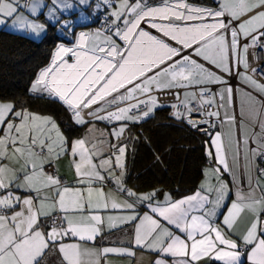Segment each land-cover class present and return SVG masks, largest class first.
<instances>
[{"label":"snow or ice","instance_id":"snow-or-ice-1","mask_svg":"<svg viewBox=\"0 0 264 264\" xmlns=\"http://www.w3.org/2000/svg\"><path fill=\"white\" fill-rule=\"evenodd\" d=\"M103 3L110 9L104 26L80 32L74 47L58 46L31 90L62 102L77 125L119 122L108 134L115 142L103 131L97 137L94 124L88 134L69 142L51 117L0 102V264H101L110 254L134 255L129 248L94 246L105 227L125 224L134 227V246L158 254L154 264H168V257L171 264H264V99L240 90V115L246 123L238 124L237 116L226 111L222 123L230 126L227 139L203 127L209 118H220L219 110L204 109L215 104L211 86H223L217 108L234 103L228 78L239 77L264 94V83L255 78L264 76V64L254 68L248 59L250 48L259 49L253 52L255 59L264 56V0H221L218 7L188 0ZM38 6L35 0L29 11L35 14ZM21 7L19 0H0V25L15 16L14 27L39 37L46 24L28 20ZM62 7L72 5L63 0ZM54 18L50 8L49 20ZM63 27L67 30L70 22ZM194 86L198 92L183 93L180 104L171 107L176 119H186L209 136L207 155L214 167L204 170L205 179L194 194L180 199L166 195L158 202L156 192L138 194L127 188L128 144L121 141L128 122L137 124L163 107L157 93L179 99L180 89ZM195 100L199 107L193 106ZM193 112L205 119L193 122ZM237 125L242 140L232 138L231 127ZM64 156L74 170L70 184L54 170ZM241 160L247 190L238 187L233 200L222 174L235 181L234 168ZM109 182L124 199L105 191ZM145 203L151 214L140 215L136 207ZM117 210L120 214H112ZM245 215L249 218L241 227Z\"/></svg>","mask_w":264,"mask_h":264},{"label":"trees","instance_id":"trees-1","mask_svg":"<svg viewBox=\"0 0 264 264\" xmlns=\"http://www.w3.org/2000/svg\"><path fill=\"white\" fill-rule=\"evenodd\" d=\"M215 6L212 0H192ZM101 22L80 27H100ZM56 26H47L42 39L0 29V101L11 102L17 109L52 117L69 142L81 136L85 125L77 126L62 102L45 95H35L31 86L52 58L57 43ZM181 120L171 119L168 108L158 107L146 120L128 122L125 156V184L137 193H168L180 198L197 190L207 165L206 142Z\"/></svg>","mask_w":264,"mask_h":264},{"label":"crops","instance_id":"crops-1","mask_svg":"<svg viewBox=\"0 0 264 264\" xmlns=\"http://www.w3.org/2000/svg\"><path fill=\"white\" fill-rule=\"evenodd\" d=\"M212 1H214V0H212ZM19 2L22 6H24V7L20 8V12L25 17H27L28 20H32V21H35L37 23H45L46 24V31H47L48 25L56 26V35L61 39V42L57 43V46L53 52L52 57L54 56L55 51L58 48V46L64 45V46L74 47L76 45V41H77V38H78V35L80 32H82V31L94 32L95 30L91 29L92 28L91 26H93V23L97 24L98 22L99 23L101 22V20L98 17H94L92 20L88 19L84 23H78L76 25H73L74 20L73 21L70 20V17L73 16L74 14H77V11H72L71 7L70 8L62 7L63 0H61L60 4H54L53 0H39V6L37 7L35 14H33L29 11V8L31 7L32 3L35 2V0H19ZM188 2L190 4H194L196 6L218 7L221 0L214 1L216 3L215 6H206V5L198 4L196 2H193L192 0H188ZM68 3L72 4L73 1H68ZM50 8L53 10L54 16H55V18L52 20H49V9ZM73 10H76V9H73ZM85 10H88V7H85ZM56 18H58V19H56ZM14 19H15V16L6 18L7 23L4 25H0V29H5L9 32H13V33H17V34L26 36L30 39L35 40V41L42 39L43 36L46 34V31H44L40 34L39 37H36L35 34L31 33L27 29H22L18 26L14 27L12 24V21ZM65 21L70 22V27L67 30L64 29V27H62V24ZM83 25H91V26L90 27H80ZM142 27L147 29V25H145V24H142ZM83 28H87V30L83 29ZM152 32L154 35H159L158 33L155 32V30H152ZM173 44H175V42H173ZM250 55H251V48L249 49V55H248L249 63H250V59H251ZM51 61H52V58L50 60L49 65L51 64ZM69 62H72V60L70 59ZM241 71H243L242 68H241ZM38 76H39V74H38ZM38 76H37V78H38ZM228 83L234 87V92H235L234 103L231 105L232 114L237 116L238 124L241 122L246 123V121L239 118V116H238L237 102H236V88L238 87L240 89H243L246 92L251 91L252 94L255 97H257V101L261 100V97H263L264 94L258 93L256 91L250 89L249 87H246V85L243 82L239 81V77L228 78ZM194 87H198V86H194ZM215 87H216V94H214L215 95V102L218 99V101L221 103V101L219 99V92H220V87H222V86H215ZM31 88H32V86H31ZM191 88L192 87L187 88L184 91L191 93ZM32 93L35 95L48 96L46 93H36V92H32ZM193 103H195V101H193L192 104ZM221 111H222V107H220V114H221V118L224 119ZM72 119H73V116H72ZM101 123L103 124V127H106V129L100 128L99 126H101L102 125L101 124L96 128L97 129L96 134H98V131H103L105 133V138L115 142L113 140V138L110 135H108L111 132V130L113 129V128H109V127L110 126L118 127L117 125H119V122L108 123V122L101 121ZM105 125H107V126H105ZM107 128H109V129L107 130ZM239 129L240 128L238 125L234 126V133H235L234 135H235L236 139H241V134H240ZM85 131H86L85 134H88V127H86ZM215 132L222 133L226 139L224 123H222V129L221 128L217 129L213 133H215ZM85 134H84V136H85ZM123 139H124V141H123ZM121 142L127 144L126 132L124 133V136H123ZM231 157H232V153L230 151L229 152V160L230 161H231ZM208 160L212 161L210 158H208ZM124 164H125V158H124ZM54 167L56 169L57 175L62 178L63 183L70 184L74 181V179H75L74 170L71 166V159L69 156L62 157L58 162H56ZM211 167H214V166L206 165L203 168V173H204L205 169H208ZM234 171L236 172L235 181H234V178L232 175H230L228 173L222 174V179L228 184L229 190H230L229 195L232 197L233 200L235 199V194H236L238 187L242 191L247 190V173L245 172V167L243 166L242 160H241V165L234 168ZM253 175L255 176V173ZM124 179H125V176H124ZM204 179H205V177H204V175H202V178L199 182L197 190L200 188V185L204 181ZM260 179H261V183L264 184V177H261ZM109 183H108V186L105 188V191L106 192L111 191L118 199H124L125 198L124 194L116 191V187H115L114 183H111V182H109ZM124 183H125V180H124ZM213 183H215V180H213ZM125 186L127 188H129L126 184H125ZM196 191H194L193 193H191L189 195L194 194ZM143 193H138V194H143ZM145 193H149V192H145ZM160 194L161 193L157 194L156 198H155L156 201H158V202H162L164 200L165 196L169 195L168 193H162L160 196ZM260 194H261V190H258L256 195L259 196ZM186 196H188V195H186ZM183 197H185V196H183ZM183 197H180V198H183ZM180 198H176V199H180ZM224 203L226 205H230L231 200L226 199ZM219 211L220 212H226V208H221ZM136 212H138L140 215H143L144 213L151 214L150 209L147 207L146 203L145 204H138L136 207ZM112 214L117 215L120 213H119V210H117L116 212H114ZM248 218H249L248 215H245L242 217L241 227H243V225L247 222ZM133 241H134V227L131 224H125V225H122V226L114 228V229H108L107 227H105L102 235L99 236L95 242L94 246L96 248H98V249H102L104 247L129 248L132 252H134V255L110 254L107 257L102 259L101 264H154V261L158 258V254L154 251H150V250L145 249V248L134 246ZM66 242H72V238H68ZM49 259H52V257H49ZM166 259L168 261V264H171V258L168 257ZM52 264H60V262H59V260H52Z\"/></svg>","mask_w":264,"mask_h":264},{"label":"rangeland","instance_id":"rangeland-1","mask_svg":"<svg viewBox=\"0 0 264 264\" xmlns=\"http://www.w3.org/2000/svg\"><path fill=\"white\" fill-rule=\"evenodd\" d=\"M68 1H73V3L71 4L72 7V11H77V14H74L73 16L70 17V20H74L73 21V25H76L78 23H84L85 21H87L88 19H93L94 17H98L100 20H101V23L106 20L108 17H106L105 15V12L106 11H110V9L107 8V6L103 3V0H88V3L87 4H81L79 2V0H68ZM214 1H217V0H214ZM97 5H99V7H97ZM75 6V7H74ZM85 7H88V10H85ZM73 9H76V10H73ZM75 13V12H74ZM64 23L62 24V27H63ZM99 27H96V28H91L92 30H96L98 29ZM83 29H86L87 28H83ZM91 30V31H92ZM239 81L240 82H243L242 80H240L239 78ZM223 87V86H222ZM246 87H248L246 85ZM221 88V87H220ZM251 89V88H250ZM241 89L240 88H236V102H237V110H238V116L239 118L243 119V117H241L240 115V111H241ZM253 90V89H252ZM32 91V90H31ZM255 91V90H254ZM33 92V91H32ZM246 92V91H245ZM185 93V91L183 92ZM183 99H184V96H183ZM1 102V101H0ZM193 102V101H192ZM222 103V102H221ZM229 112L230 114H232V109H231V106H229L227 109L223 108L222 107V116L224 117V114L225 112ZM233 115V114H232ZM44 116V115H42ZM54 120V119H53ZM244 120V119H243ZM73 123H74V118L72 119ZM56 122V121H55ZM57 123V122H56ZM75 124V123H74ZM92 124L95 125V128H97L99 125H101V121H93L91 124L89 125H85V129L86 127H91ZM58 125V123H57ZM77 125V124H75ZM77 126H81V125H77ZM107 126V125H105ZM119 126V125H117ZM100 128H103V129H106V127H103V124L101 126H99ZM109 127V126H108ZM116 127V126H115ZM60 128V127H59ZM109 128H114V126H110ZM107 128V130L109 129ZM240 128V127H239ZM224 129H225V134H226V139H227V136L229 134V130H230V126L227 124V123H224ZM61 130V129H60ZM111 130V129H110ZM240 134H241V139L243 138L242 136V129L240 128ZM61 132L63 133V131L61 130ZM86 133V131L84 130L83 133L81 134V136L79 137H75L73 138L72 140L74 139H78V138H81L84 136V134ZM216 133V132H215ZM64 134V133H63ZM98 134H100V131H98ZM95 133V135L98 137L99 135ZM234 126L231 127V135H232V138L233 140H236L235 138V135H234ZM89 135H92V134H89ZM66 138L67 136L64 135ZM124 141V139H123ZM209 140L206 142V154H207V151H208V148H209ZM208 156V155H207ZM209 158V157H208Z\"/></svg>","mask_w":264,"mask_h":264},{"label":"built area","instance_id":"built-area-1","mask_svg":"<svg viewBox=\"0 0 264 264\" xmlns=\"http://www.w3.org/2000/svg\"><path fill=\"white\" fill-rule=\"evenodd\" d=\"M161 2H162V0H148V3L151 4V5H159ZM104 21L100 24V27L99 28H102L104 26ZM253 52H257L258 53L259 52V49H251L250 65L252 67H254V68H259L262 64H264V56H261L259 59H255L253 57ZM255 78L258 81L264 83V76H260V75L257 74L255 76ZM211 87L213 89V93L216 94V87L215 86H211ZM184 90L185 89H180L179 90L180 93H181L179 99H177L176 97H174L171 94L157 93V95L159 97V100H160V103L162 105H164L161 108H168V116L171 119H176L175 116L173 115L174 109L171 107V105H173V104H180V102L183 100V92H184ZM172 91H177V90L174 89ZM198 91H199V88L198 87H192L191 88V92H198ZM261 99H264V96L261 97ZM219 104H220V102L217 99L216 102H215V104L212 105L211 107L208 106V105H204V109L209 110V111L219 110V112H220V108H217V106ZM199 105H200V101L199 100H195V103H193V106L194 107H199ZM181 111H183V108H181ZM192 118H193V122H200L201 120L205 119L204 116H202V115H200V114H198L196 112H193ZM177 120H181L182 122H184L187 125L188 129H190L191 131H193L195 133H198V134H204L203 131H196L193 128H191L186 119H177ZM209 120H210V123L208 125H204L203 127H207L208 130L211 131L212 133L214 131H216L217 129H220V128L222 129V120L223 119L221 118V114H220V118L211 117V118H209ZM103 122H106V121H103ZM207 165L214 166V163L209 160L207 162ZM49 170L51 171V169H49ZM54 170H55V174L57 175V172H56L55 167H54Z\"/></svg>","mask_w":264,"mask_h":264},{"label":"water","instance_id":"water-1","mask_svg":"<svg viewBox=\"0 0 264 264\" xmlns=\"http://www.w3.org/2000/svg\"><path fill=\"white\" fill-rule=\"evenodd\" d=\"M162 194V193H161ZM161 194H160V196H161Z\"/></svg>","mask_w":264,"mask_h":264}]
</instances>
